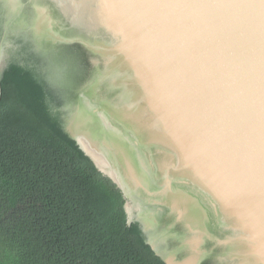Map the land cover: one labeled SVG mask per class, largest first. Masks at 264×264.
<instances>
[{
  "label": "water",
  "instance_id": "water-1",
  "mask_svg": "<svg viewBox=\"0 0 264 264\" xmlns=\"http://www.w3.org/2000/svg\"><path fill=\"white\" fill-rule=\"evenodd\" d=\"M4 1L13 13L29 6L23 25L62 51L63 66L75 56L74 86L56 83L73 104L66 128L120 189L155 254L165 264H264L253 239L264 214L261 0H177L135 17L101 0ZM81 114L126 139L122 168L97 131L72 132Z\"/></svg>",
  "mask_w": 264,
  "mask_h": 264
},
{
  "label": "trees",
  "instance_id": "trees-1",
  "mask_svg": "<svg viewBox=\"0 0 264 264\" xmlns=\"http://www.w3.org/2000/svg\"><path fill=\"white\" fill-rule=\"evenodd\" d=\"M2 30L0 28V39ZM0 70V264H165L66 128L44 59L9 36Z\"/></svg>",
  "mask_w": 264,
  "mask_h": 264
},
{
  "label": "flooded vegetation",
  "instance_id": "flooded-vegetation-1",
  "mask_svg": "<svg viewBox=\"0 0 264 264\" xmlns=\"http://www.w3.org/2000/svg\"><path fill=\"white\" fill-rule=\"evenodd\" d=\"M30 11L31 10H30L29 6L26 3H22L20 8L17 11H15V13H13L12 9L10 8V5H8L6 1L0 0V28L2 30V36L0 39V46L2 47V45L6 41L7 37H9V36H13L16 38L19 37V38L24 39V41H28L31 45V49L36 54H38L39 56H41L44 59V61L46 62L47 68L49 70H51L50 76L52 78H54L55 82L58 85L61 84L60 88L62 89V91L64 90V87L74 86L76 80L72 79V77H73V74L75 73L73 71V67L75 66L74 64L76 63L75 56L73 54H70V52H66V53L70 54V56H72V60H73L74 64H70L68 67L63 66L60 63V60L58 61L55 57V56L61 57L62 51L59 50L58 52L54 53L50 49H47L46 45H45L46 39L36 38L35 37L36 34L31 32V30L29 28L30 26L28 27L27 25H23V24L28 23L29 17H30V15H29ZM22 22H24V23H22ZM32 33L34 34V37H33ZM44 36H46V35H44ZM47 37H49V35H47ZM36 39L38 40L39 44H37ZM65 98L68 100V101L66 100L67 105L65 104L66 109H67V120H68V116L71 118V111H72L71 108L73 107V104L71 103L72 101H69L68 95H65ZM80 118H82V119L80 120V123L77 125L76 128L69 125L72 132H74L76 130L78 133H86L87 134V131H89V129H90L91 131H89L88 133L91 134V136H93L94 133L97 131L99 134L98 138H99V136H100V138L99 139L96 138V141H100V142H102V140L108 141L110 146L113 148L112 156H111V159H112L111 164L114 165L116 167V169H118V170L120 168H122L124 166L123 164H126L125 163L126 153L124 154L122 151H123V149H125L127 151H128V148L131 149L129 144H127L126 146L123 145V144H126V142H127L126 139H124L121 136H117V135H114L111 137L105 136V133L102 131L99 124H95V126H94L91 123L90 118L85 117V114H81ZM90 127L91 128L93 127V129H91ZM89 141L92 143V145L93 144L95 145V143H94L95 141H91V140H89ZM83 145L85 146L86 149H88L94 155V157L97 160H98V158H101V156L107 157L105 155L104 150H102L100 147L98 149H96L93 146H91L87 141H85ZM121 147H123V149H121ZM117 159L119 161H121L120 164L118 163ZM130 163L135 164L133 159L130 161ZM120 165H122V166H120ZM133 205L137 206V204H134V203H133Z\"/></svg>",
  "mask_w": 264,
  "mask_h": 264
},
{
  "label": "snow or ice",
  "instance_id": "snow-or-ice-1",
  "mask_svg": "<svg viewBox=\"0 0 264 264\" xmlns=\"http://www.w3.org/2000/svg\"><path fill=\"white\" fill-rule=\"evenodd\" d=\"M177 3V0H101V8H119L125 11L130 17H135L136 11L140 9H151L160 6H169ZM190 6V5H185ZM264 7V0H261ZM247 227V225H245ZM260 244V253L264 256V214L260 218V231L258 237H254Z\"/></svg>",
  "mask_w": 264,
  "mask_h": 264
}]
</instances>
